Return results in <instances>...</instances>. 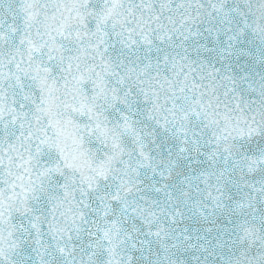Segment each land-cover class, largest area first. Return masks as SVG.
I'll return each instance as SVG.
<instances>
[{"label": "snow or ice", "instance_id": "obj_1", "mask_svg": "<svg viewBox=\"0 0 264 264\" xmlns=\"http://www.w3.org/2000/svg\"><path fill=\"white\" fill-rule=\"evenodd\" d=\"M0 264H264V0H0Z\"/></svg>", "mask_w": 264, "mask_h": 264}]
</instances>
